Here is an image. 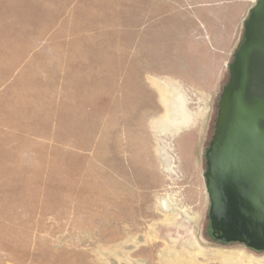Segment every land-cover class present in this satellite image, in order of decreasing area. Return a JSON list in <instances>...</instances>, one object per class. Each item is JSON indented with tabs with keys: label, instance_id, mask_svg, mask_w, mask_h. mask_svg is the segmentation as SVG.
I'll return each mask as SVG.
<instances>
[{
	"label": "rangeland",
	"instance_id": "1",
	"mask_svg": "<svg viewBox=\"0 0 264 264\" xmlns=\"http://www.w3.org/2000/svg\"><path fill=\"white\" fill-rule=\"evenodd\" d=\"M46 1L0 0V264H264L211 237L205 178L257 0H83L50 37Z\"/></svg>",
	"mask_w": 264,
	"mask_h": 264
},
{
	"label": "water",
	"instance_id": "2",
	"mask_svg": "<svg viewBox=\"0 0 264 264\" xmlns=\"http://www.w3.org/2000/svg\"><path fill=\"white\" fill-rule=\"evenodd\" d=\"M206 150L211 234L264 250V0L244 23V37L228 64Z\"/></svg>",
	"mask_w": 264,
	"mask_h": 264
},
{
	"label": "crops",
	"instance_id": "3",
	"mask_svg": "<svg viewBox=\"0 0 264 264\" xmlns=\"http://www.w3.org/2000/svg\"><path fill=\"white\" fill-rule=\"evenodd\" d=\"M54 1H57L59 3L66 2L65 0H47L46 2H54ZM81 2H84V1L83 0H70V1H68V5L66 7L65 12L60 17H58L56 19V21L53 23L50 22L51 19H45V22L43 23V25H44L43 27L45 28V30L43 31V33L46 35V37L55 36L57 34H60L62 27L67 22H70L72 20L73 13L75 12L78 4ZM156 9L157 8L155 6L154 10H156ZM49 25H51V26H49ZM71 46H72V43L70 44V43H66V42L63 44L62 43H54V42H47V43L42 42V43H39L38 46H36L35 48H32V51H34V52H38V51H63L64 52V51L71 50ZM140 48H141V50H143L142 46ZM34 54L35 53L31 54L30 57L26 58V60L22 64V67L28 68L29 64L33 60L32 57L34 56ZM22 67H21V69H22ZM42 75H43L42 80H45V81H48L49 79L51 80V78H49L50 77L49 73L45 72V73H42ZM15 79L16 78H13L9 82L6 81V84L11 83L13 85L15 82Z\"/></svg>",
	"mask_w": 264,
	"mask_h": 264
},
{
	"label": "flooded vegetation",
	"instance_id": "4",
	"mask_svg": "<svg viewBox=\"0 0 264 264\" xmlns=\"http://www.w3.org/2000/svg\"><path fill=\"white\" fill-rule=\"evenodd\" d=\"M211 231H212V228H211V220H210V234H211ZM211 237L214 239V237L212 236V234H211ZM221 242H223V241H221ZM253 250H255L257 252H264V250H262V251H258L256 249H253Z\"/></svg>",
	"mask_w": 264,
	"mask_h": 264
},
{
	"label": "bare ground",
	"instance_id": "5",
	"mask_svg": "<svg viewBox=\"0 0 264 264\" xmlns=\"http://www.w3.org/2000/svg\"><path fill=\"white\" fill-rule=\"evenodd\" d=\"M167 93H168V92H167ZM166 98H167V97H166ZM164 99H165V97H164ZM172 100H174V99H172ZM170 104H171V103H170ZM173 105H174V104H173ZM175 105H176V104H175ZM175 105H174V106H175ZM166 106H167V105H166ZM170 107H171V106H170ZM176 111H177V110H176ZM172 115H173V114H172ZM250 261H251V260H250ZM252 264H253V263H252Z\"/></svg>",
	"mask_w": 264,
	"mask_h": 264
}]
</instances>
